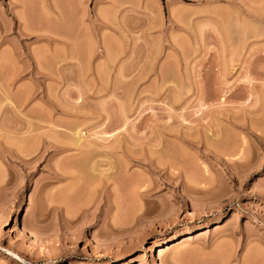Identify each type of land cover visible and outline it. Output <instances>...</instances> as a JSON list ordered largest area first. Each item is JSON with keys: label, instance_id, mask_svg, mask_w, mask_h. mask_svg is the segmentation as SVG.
Returning <instances> with one entry per match:
<instances>
[{"label": "rangeland", "instance_id": "rangeland-1", "mask_svg": "<svg viewBox=\"0 0 264 264\" xmlns=\"http://www.w3.org/2000/svg\"><path fill=\"white\" fill-rule=\"evenodd\" d=\"M0 264H264V0H0Z\"/></svg>", "mask_w": 264, "mask_h": 264}, {"label": "bare ground", "instance_id": "bare-ground-1", "mask_svg": "<svg viewBox=\"0 0 264 264\" xmlns=\"http://www.w3.org/2000/svg\"><path fill=\"white\" fill-rule=\"evenodd\" d=\"M31 131V130H30ZM34 131V130H33ZM32 131V132H33ZM29 133V132H28ZM31 134V133H30ZM72 134V133H71ZM80 134H81V130H76L74 133H73V135H70L71 137H69L68 135V137L70 138V140H69V142H73V147H76V146H80L81 144H83V142H82V140H81V136H80ZM73 136V137H72ZM45 137V136H44ZM66 137V136H65ZM71 138H73V139H71ZM42 139V138H41ZM44 139V138H43ZM27 140H28V138H27ZM37 141H38V139H36ZM40 140V139H39ZM50 140H52V139H49V141ZM22 141V140H21ZM25 141H26V139H25ZM34 141V142H33ZM33 141H31L33 144L36 142L34 139H33ZM48 141V140H47ZM68 141V140H67ZM68 142V143H69ZM82 142V143H81ZM23 143V142H22ZM27 143H29L28 141H27ZM26 143V144H27ZM40 143V142H39ZM41 143H42V141H41ZM52 142H49V144H51ZM68 143H67V145H68ZM28 145V144H27ZM29 146H31L30 144H29ZM51 146H53L54 147V145H51ZM83 146V145H82ZM31 148V147H30ZM61 148V147H60ZM63 148H65V147H63ZM81 148V147H80ZM80 148H79V150H80ZM29 149V148H28ZM35 149V148H34ZM72 149V148H71ZM75 149V148H74ZM77 149V148H76ZM32 150V149H31ZM56 150H58V149H56ZM61 150V149H60ZM73 150V149H72ZM78 150V149H77ZM59 151V150H58ZM65 151V150H64ZM67 151V150H66ZM92 152H94V151H92ZM27 153H29V152H27ZM32 153V152H31ZM33 153H34V151H33ZM81 153H83L82 151H80V154H78L79 156L81 155ZM86 153H90V151H88V152H86ZM26 154V153H25ZM77 155V156H78ZM82 155H85L84 153L82 154ZM91 155H92V153H91ZM26 156V155H25ZM81 157V156H80ZM86 158V157H85ZM94 158V157H93ZM78 159H80V158H78ZM89 159H90V157H89ZM82 160V159H81ZM84 160H87V159H84ZM79 161V160H78ZM83 161V160H82ZM91 160H89V161H87L88 162V164H89V162H90ZM93 161V160H92ZM92 161H91V164H92V167H93V163H92ZM30 162H32V161H30ZM77 162V161H76ZM81 161H79V163H80ZM95 162H96V160H95ZM94 162V163H95ZM78 163V162H77ZM76 164V163H75ZM83 164H84V162L82 163H80V165H78V166H82L83 167ZM85 164H87V163H85ZM97 165V164H96ZM76 167V166H75ZM85 167V169H86V171H87V169L88 168H90V167H88V168H86L87 167V165L86 166H84ZM95 168H97L96 166H94ZM95 168H92V171H91V173L93 172V173H96L95 171H96V169ZM81 169H83V168H81ZM112 169V168H111ZM110 169V170H111ZM59 170V169H58ZM79 170V169H78ZM97 170H98V168H97ZM84 171V170H83ZM88 171H89V169H88ZM60 172H61V170H60ZM73 172V171H72ZM80 172V171H79ZM62 174H63V172H61ZM69 173V172H68ZM67 173V174H68ZM81 173H83V172H81ZM88 173V172H87ZM65 174V173H64ZM63 174V175H64ZM72 174H74V172L72 173ZM100 174V173H99ZM61 175V174H60ZM66 175V174H65ZM85 175V174H84ZM88 175H90V174H88ZM87 175V176H88ZM97 175V174H96ZM72 176V175H71ZM81 176V175H80ZM55 177V176H54ZM63 177V176H62ZM68 177V176H67ZM84 177V176H83ZM90 177V176H89ZM91 177H93V176H91ZM98 177V176H97ZM94 178V177H93ZM87 179V178H86ZM89 180V179H88ZM93 180V179H92ZM219 228V227H218ZM204 234H206L205 232L203 233V235ZM201 235H202V233H201ZM190 239H192L191 237H188V238H184V239H182V240H184V241H186V242H188ZM183 242V241H182ZM181 243V242H180ZM179 243V244H180ZM170 246H172V244L170 245ZM169 246V247H170ZM169 247H167V248H164L163 247V249H160V251H159V254L158 255H164L165 253L164 252H167L166 250H168L169 249ZM174 248V247H173ZM170 251V250H169ZM11 254H13V253H11ZM15 255V254H14Z\"/></svg>", "mask_w": 264, "mask_h": 264}]
</instances>
